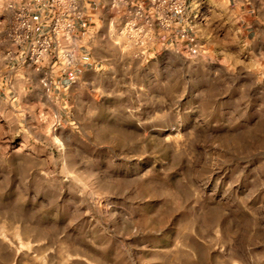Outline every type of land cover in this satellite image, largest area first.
I'll list each match as a JSON object with an SVG mask.
<instances>
[{
    "label": "rangeland",
    "instance_id": "rangeland-1",
    "mask_svg": "<svg viewBox=\"0 0 264 264\" xmlns=\"http://www.w3.org/2000/svg\"><path fill=\"white\" fill-rule=\"evenodd\" d=\"M20 1L0 0V264H264V0H205L193 41L109 5L64 86L15 43Z\"/></svg>",
    "mask_w": 264,
    "mask_h": 264
},
{
    "label": "built area",
    "instance_id": "built-area-1",
    "mask_svg": "<svg viewBox=\"0 0 264 264\" xmlns=\"http://www.w3.org/2000/svg\"><path fill=\"white\" fill-rule=\"evenodd\" d=\"M205 0H110V6L117 8L122 4H131L137 8V15L143 10L149 13L145 16L150 26L157 23L163 30L172 34L189 37L186 27L194 29L192 24L199 16L201 4ZM21 12L18 15L17 35L15 43L28 51L33 63H40L51 55L50 65L60 67L63 73H68L81 62V37L78 32V22L84 17L83 0H21ZM44 16V32H36L35 15ZM177 29V30H175ZM126 36L136 40L140 48L147 50L144 24L138 19L126 22ZM191 41L193 37H189Z\"/></svg>",
    "mask_w": 264,
    "mask_h": 264
},
{
    "label": "crops",
    "instance_id": "crops-1",
    "mask_svg": "<svg viewBox=\"0 0 264 264\" xmlns=\"http://www.w3.org/2000/svg\"><path fill=\"white\" fill-rule=\"evenodd\" d=\"M135 1H142V0H134ZM209 2H211V0H208ZM231 1V0H229ZM247 2H251L254 0H246ZM110 5V0H83V6H84V17L79 20L78 22V29H79V34L80 37L82 38L83 36V32H84V27L85 24L90 20V17H92L91 20H95L96 17L98 16V12L100 9L106 8ZM43 18L44 16L36 13L35 15V24H36V32H44L46 30V26L43 25ZM177 30V29H175ZM86 52L84 53V49L82 48L81 50V62L80 64L74 68L73 70H71L70 72L66 73L65 75L60 77V85L64 86L66 85L69 81L72 80V77L74 78V75L83 68L84 63L87 62L85 59L86 56ZM52 56L49 55L47 57H45L44 61L46 63H48V65H50V60H51Z\"/></svg>",
    "mask_w": 264,
    "mask_h": 264
}]
</instances>
